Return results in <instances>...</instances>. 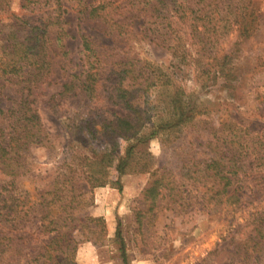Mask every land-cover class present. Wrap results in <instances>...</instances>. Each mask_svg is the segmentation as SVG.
<instances>
[{
    "label": "trees",
    "instance_id": "obj_1",
    "mask_svg": "<svg viewBox=\"0 0 264 264\" xmlns=\"http://www.w3.org/2000/svg\"><path fill=\"white\" fill-rule=\"evenodd\" d=\"M12 1L0 0V11H10ZM247 6L243 0H224L223 3L217 0H20L22 9L42 7L47 11L43 21L31 23L15 18L1 31V88L14 82L21 91L20 98L13 101L11 107H0L2 264H16L19 257L26 260L25 264H76L79 241L75 235L86 231L95 233L103 221L79 215V206L87 204V192L107 185L121 192V176L135 172L130 169L137 154L135 142L145 143L162 129H174L185 125L186 120H192L188 113L193 109L187 111L185 102L173 99L170 102V121L146 128L150 90L156 86L154 74L147 64L141 66L139 60L132 63L125 57L114 55L112 57L120 58L109 61V52L115 48H109L99 38L125 45L133 41H153L148 29H141L155 25L158 41L172 56L188 55L195 59L199 68L209 71L219 66L217 57H212L211 52L220 41L209 36L219 38L236 31L240 39L245 38L252 24L247 11L242 9ZM68 9L77 15L82 48L81 71L70 75L71 80L64 83L48 102L57 105L78 96L97 98L99 90L106 86L107 79L103 77L111 73L117 78L104 91H108L109 98L127 114L116 121L104 122L96 130L90 125L87 115H83L82 107L73 103L69 122L96 142L92 156L85 158L87 170L64 166L48 189L41 193L37 200L40 208L25 209L27 202H20L16 180L31 172L28 165L30 151L46 147L45 130L35 107L34 90L49 82V50L53 44L63 49L60 43L65 35ZM54 29L59 31L55 38L52 37ZM87 30L94 31L97 36L89 35ZM216 129L215 132L212 129L211 139L203 149L197 148L191 158L182 159L178 177L201 193L199 198L196 197L197 201L200 200L199 206L204 207L206 203L223 206L226 213H231L238 210L242 202L236 188H242L249 179L252 178L249 188L255 196L264 195V135L254 134L235 121L220 123ZM140 172L150 174V179L140 194L138 207L134 209L139 229L146 220L157 216L159 209L164 207V200H167V210H184L189 206L187 203L191 199L176 176L153 170L151 165L143 166ZM51 207L59 211L56 216L52 217ZM101 228L104 230V226ZM254 232V240L251 238L246 244L253 240L250 243L253 251H261L264 248V223ZM116 238L120 240L123 264H129L119 231Z\"/></svg>",
    "mask_w": 264,
    "mask_h": 264
},
{
    "label": "rangeland",
    "instance_id": "obj_2",
    "mask_svg": "<svg viewBox=\"0 0 264 264\" xmlns=\"http://www.w3.org/2000/svg\"><path fill=\"white\" fill-rule=\"evenodd\" d=\"M243 1L248 6L242 9L247 11L252 22L249 31L241 39L236 31L219 38L210 35V39L220 41L211 52L212 57H217L219 66L209 71L199 68L195 59L188 55L180 58L172 56L158 41L155 25H146L141 29H148L153 41H133L125 45L99 38L109 48H115L109 52V61L120 57L132 63L139 60L141 66L147 64L151 74H154L156 86L150 90L146 128L170 121V102L173 99H181L187 111L193 109V112L188 113L192 120H186L185 125L162 129L145 143L135 142L137 154L130 167L135 172L121 176V192L108 185L87 192V204L79 206L78 213L103 219L101 225L104 230L99 224L95 233L86 231L85 234L80 232L75 235L79 241L76 264H123L117 231L124 242L129 264H264V248L254 252L250 244L254 240L255 228L264 223V195L255 196L249 188L252 178L242 188H236L242 201L240 208L226 213L223 206L216 207L209 203L204 207L199 206L200 200L197 201L196 197L199 198L201 193L178 177L183 160L191 158L190 155L195 154L197 148L203 149L211 139L212 129L215 132L220 123L231 124L235 121L254 134L264 135V0ZM12 3L10 11H0V52L1 31L5 24L12 23L15 18L36 23L46 17L45 8L22 9L20 0H13ZM65 19V35L60 43L63 49L53 44L49 50V82L34 90L35 107L45 130L46 147H36L30 151L28 165L31 172L16 180L18 198L20 202H27L25 209L40 208L37 200L64 166L87 170L85 158L92 156L96 142L69 122L73 103L82 107L83 115H87L90 125L96 130L104 122L116 121L127 114L109 98L108 91H104L117 78L111 73L103 77L107 79L106 86H102L97 98L78 96L57 105L48 102L64 83L71 80L70 75L81 71L82 48L77 15L68 9ZM58 32L54 29L52 37L55 38ZM87 33L97 36L94 31L87 30ZM114 55L120 57H112ZM20 96L21 91L14 82L6 83L4 89L0 84L1 108L11 107ZM146 162L148 164H144ZM145 165L176 176L191 200H188L189 206L184 210H167V200H164V207L159 209L157 216L146 220L139 229L134 209L138 207L137 201L150 179V174L140 172ZM58 212L56 207H51L52 217ZM251 238L253 240L247 245ZM20 258H17L16 264H25L26 260Z\"/></svg>",
    "mask_w": 264,
    "mask_h": 264
}]
</instances>
